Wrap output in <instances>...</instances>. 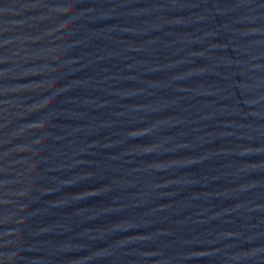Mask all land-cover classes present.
<instances>
[{
    "label": "water",
    "instance_id": "1",
    "mask_svg": "<svg viewBox=\"0 0 264 264\" xmlns=\"http://www.w3.org/2000/svg\"><path fill=\"white\" fill-rule=\"evenodd\" d=\"M0 264H264V0H0Z\"/></svg>",
    "mask_w": 264,
    "mask_h": 264
}]
</instances>
